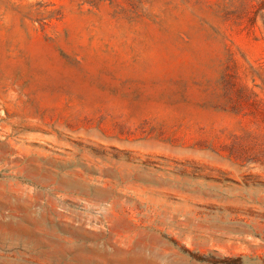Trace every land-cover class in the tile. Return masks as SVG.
<instances>
[{"label":"rangeland","instance_id":"obj_1","mask_svg":"<svg viewBox=\"0 0 264 264\" xmlns=\"http://www.w3.org/2000/svg\"><path fill=\"white\" fill-rule=\"evenodd\" d=\"M0 264H264V0H0Z\"/></svg>","mask_w":264,"mask_h":264},{"label":"trees","instance_id":"obj_2","mask_svg":"<svg viewBox=\"0 0 264 264\" xmlns=\"http://www.w3.org/2000/svg\"><path fill=\"white\" fill-rule=\"evenodd\" d=\"M85 2H88V3H90V4H97V3H101V2H105V1H109L110 2V4H116V1L117 0H84ZM247 12H245V14H246Z\"/></svg>","mask_w":264,"mask_h":264}]
</instances>
